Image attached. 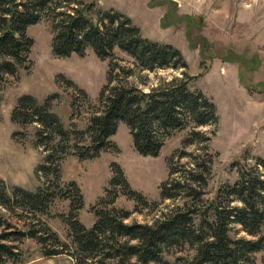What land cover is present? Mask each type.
Returning a JSON list of instances; mask_svg holds the SVG:
<instances>
[{
  "label": "rangeland",
  "instance_id": "374dc122",
  "mask_svg": "<svg viewBox=\"0 0 264 264\" xmlns=\"http://www.w3.org/2000/svg\"><path fill=\"white\" fill-rule=\"evenodd\" d=\"M57 2L64 13L72 7L92 5V21H96L97 11L118 12L131 20L143 38L179 51L186 69L142 70L118 48L104 60L89 47L81 56L57 57L51 48L52 19L43 17L27 27L25 36L32 41L27 63L14 76H6L0 86V185L7 193L44 189L50 200L45 211L29 208L19 194L12 196L9 206L0 205V245L11 251L8 256L0 254V264H74L67 224L77 220L89 229L96 210H124L129 213L125 224L152 225L169 211L213 200L221 186L238 180L241 169L256 172L264 180L260 166L264 160V0ZM127 72V83L144 93L186 75L190 88L215 105L218 123L175 131L164 140L157 157L138 154L129 129L118 123L108 139L110 146L98 158L80 161L70 154L60 162L58 179L45 176L39 170L47 157L36 142L39 125L14 124L10 119L18 98L30 96L46 105L65 130L83 132L92 115L102 109V93L124 83ZM193 131L210 140L186 144ZM47 133L45 130L44 135ZM68 143L87 145V136L70 137ZM186 153L191 157L186 158ZM55 154L52 167L58 158ZM193 159L205 161L210 168L206 185H193L199 198L191 200L183 193L162 199V184L182 177ZM116 167L125 182L113 185ZM170 169L176 173L170 175ZM129 191L142 196L144 202ZM229 235L257 238L246 235L238 225L232 226ZM43 249L60 254L44 256ZM193 255L186 246L171 248L164 260L165 264H186ZM253 257L255 264H264V250Z\"/></svg>",
  "mask_w": 264,
  "mask_h": 264
},
{
  "label": "trees",
  "instance_id": "16d2710c",
  "mask_svg": "<svg viewBox=\"0 0 264 264\" xmlns=\"http://www.w3.org/2000/svg\"><path fill=\"white\" fill-rule=\"evenodd\" d=\"M57 1L62 2L0 0V86L6 76H14L27 63L32 41L26 38L25 31L43 17L52 19L51 48L57 57L65 58L72 53L81 56L89 47L104 60L111 58L113 50L118 48L142 70L186 69L179 51L143 38L131 20L118 12L97 11L96 21H92L89 18L92 5L72 7L64 13ZM129 75L127 72L124 83L110 88L106 95L102 93V109L92 115L83 132L65 130L46 105L38 104L30 96L18 98L10 119L14 124L39 125L36 142L47 152L45 165L39 170L45 176L58 179L60 162L70 154L80 161L98 158L110 146L108 139L115 134L118 123L127 126L135 151L144 157H157L164 140L177 130L218 123L215 105L200 91L190 88L186 75L164 82L148 93L128 84ZM77 135L87 136L88 144L70 145V137ZM197 139H201L199 142L210 140L193 131L185 143L192 144ZM54 153L58 158L52 167ZM187 157L191 154L186 153ZM190 164L182 177L162 184V199H174L183 193L191 200L199 198L201 194L193 185H206L210 168L202 160L193 159ZM260 166L264 169V160ZM114 171L111 183L118 185L123 174L118 167ZM175 173L170 169V175ZM74 190L78 193L77 188ZM16 194L29 208L39 211H45L50 200V194L44 189L35 193L15 189L7 193L1 184L0 205L9 206ZM128 194L144 202L139 194L131 191ZM128 215L124 210L100 209L94 211L95 222L89 229L77 220L67 224L74 264H165L164 254L168 250L184 246L194 252L186 264H255L253 255L264 250V180L250 170L241 169L238 180L231 186H221L213 200L199 207L191 205L169 211L152 225L125 224ZM234 225L257 238H231L229 232ZM28 235L35 238L34 234ZM42 253L44 256L60 254L45 249ZM0 254L10 255V248L0 245Z\"/></svg>",
  "mask_w": 264,
  "mask_h": 264
}]
</instances>
